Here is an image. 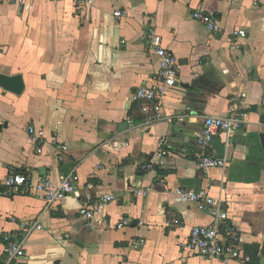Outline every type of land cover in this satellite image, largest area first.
<instances>
[{"label": "crops", "instance_id": "0c3cea01", "mask_svg": "<svg viewBox=\"0 0 264 264\" xmlns=\"http://www.w3.org/2000/svg\"><path fill=\"white\" fill-rule=\"evenodd\" d=\"M198 9L221 30L195 19ZM151 29L180 74L162 100L164 119L146 126L132 94L157 80ZM0 73L24 80L21 93L0 85V264L4 236L20 240L24 221L43 228L26 240L23 264H264V0H94L91 10L74 0L4 1ZM232 102L246 123L214 135L205 152L220 163L204 172L196 135L205 116L230 117ZM30 126L44 130L40 144ZM10 172L27 177L25 191L5 185ZM64 176L76 191L48 206L32 185ZM177 188L222 199L244 262L181 248L213 217ZM104 195L114 196L100 212L106 224L90 225L79 210Z\"/></svg>", "mask_w": 264, "mask_h": 264}, {"label": "built area", "instance_id": "2783aa9c", "mask_svg": "<svg viewBox=\"0 0 264 264\" xmlns=\"http://www.w3.org/2000/svg\"><path fill=\"white\" fill-rule=\"evenodd\" d=\"M11 0H0V3ZM77 9L91 10L94 0H74ZM118 16L122 15L121 11L116 12ZM194 18L204 23L212 31H220L221 27L218 20L198 9L193 14ZM235 35L246 36V31L239 29ZM151 46L159 62L157 80L152 85H143L138 87L132 94V101L139 104V108L144 115V124L152 126L158 121L164 119L162 100L166 91L174 87L179 81L178 61L171 51L165 48L161 43V37L154 29L150 30L148 35ZM232 115L230 117L205 116L203 119L204 129L196 135V141L202 150L198 153V164L200 168L207 172L209 169L219 165L220 160L205 152V148L210 145L214 135L219 131L229 134L241 129L246 123V112L236 103L232 102L230 107ZM28 132L34 141L39 144L45 138L43 129L30 126ZM53 143H56L53 141ZM43 146V145H42ZM38 147V154L43 153V147ZM62 150H67L66 145L61 146ZM166 151L162 152L166 154ZM144 170L152 169L151 163L143 166ZM73 176H64L58 184H54L50 178L46 177L33 184L32 187L37 192H42L48 206L56 201L62 200L67 195L76 191V185ZM5 185L14 192L25 191L28 185L27 177L23 173L10 172L5 180ZM149 188H132V191L138 195H146ZM176 193L180 199L188 203H196L200 210L211 213L213 220L210 224L195 226L190 234L189 239L181 244V248L187 252L198 254L200 256L216 259L220 258L225 262L234 259L242 260V255L238 248L240 234L237 228L228 221V212L224 209L222 199L211 196L206 190H184L177 188ZM114 196L104 195L91 203L83 205L80 210V216L88 221L90 225L96 223L106 224V220L100 212L102 208L112 201ZM127 220H122L117 224L123 227ZM42 224L38 222H22L20 240L5 235L6 243L3 249V264H23L26 258L25 242L34 230L42 229ZM146 240L141 239L136 246H141ZM243 258V262H244Z\"/></svg>", "mask_w": 264, "mask_h": 264}, {"label": "water", "instance_id": "95a60500", "mask_svg": "<svg viewBox=\"0 0 264 264\" xmlns=\"http://www.w3.org/2000/svg\"><path fill=\"white\" fill-rule=\"evenodd\" d=\"M0 85L15 93H21L24 89V80L22 75H6L0 73ZM264 145V135H262Z\"/></svg>", "mask_w": 264, "mask_h": 264}]
</instances>
